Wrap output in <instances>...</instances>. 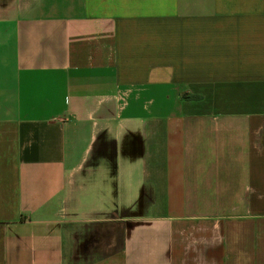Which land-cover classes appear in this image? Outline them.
Returning <instances> with one entry per match:
<instances>
[{
    "label": "crops",
    "instance_id": "obj_1",
    "mask_svg": "<svg viewBox=\"0 0 264 264\" xmlns=\"http://www.w3.org/2000/svg\"><path fill=\"white\" fill-rule=\"evenodd\" d=\"M0 264H264V0H0Z\"/></svg>",
    "mask_w": 264,
    "mask_h": 264
}]
</instances>
